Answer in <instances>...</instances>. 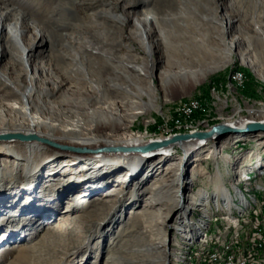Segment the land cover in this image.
I'll return each mask as SVG.
<instances>
[{
    "label": "rangeland",
    "instance_id": "obj_1",
    "mask_svg": "<svg viewBox=\"0 0 264 264\" xmlns=\"http://www.w3.org/2000/svg\"><path fill=\"white\" fill-rule=\"evenodd\" d=\"M3 1L5 4L11 3V0ZM257 1L260 2L97 0L92 9L88 8L87 2L80 1L77 5L80 14H72L74 20L71 17V24L91 26L83 34L92 49L89 53L99 51L104 54L103 57L95 53L93 57L85 54L86 57L82 56L81 59L87 76L94 81V87L101 85L102 92L106 81H101L109 78L116 81L119 76L115 72L121 69V61L128 65L127 75L134 78L132 84L137 82L138 88L135 84L127 83L126 123L133 125L134 134L148 133V137L140 138L144 143L169 135H189L193 130L207 133L218 125L235 126L246 119L264 122V5H257ZM110 7L115 15H124L130 20L117 24L95 15H101ZM151 15L156 18L149 28L155 42L153 56H149L145 43L142 44L143 30L133 24V19ZM27 19V23H31V18ZM229 26L230 29H225ZM61 33L72 32L67 30ZM201 44L208 51L205 54L197 53ZM232 45H235V49L228 55ZM53 54H56L55 50L48 48L41 56L39 61L45 63V68L38 72L37 77H53L62 85L63 88L52 101L66 96L64 106L81 108L80 105L85 102L80 96L91 95L88 83L82 82L80 77H68L67 70L72 63L58 58L51 61ZM94 57L100 59L95 58V63H92ZM3 63H6L4 67L9 77L25 86L27 76L22 70L23 66L10 69L13 64L10 56L4 58ZM131 67L142 69L145 76L135 79L136 73ZM161 67L165 68L168 76L179 75V72H186V75L158 77ZM199 70L207 71V76L203 79L194 77ZM94 94L96 96L95 91ZM103 94L111 99L112 116L118 118L119 114L112 111L118 110V102L123 97L115 88H108ZM92 97L89 105L94 102ZM139 111H144V115L135 119L134 114ZM146 122H150L148 127ZM94 131L97 138H104L108 134L114 138L122 137L117 126L112 129L96 128ZM55 136L61 137L60 132H56ZM126 138L122 139L128 141ZM236 138L241 140L236 141ZM206 144L201 148L196 147L195 143L184 149L176 146L174 155L159 168L151 167L154 159L149 158L144 165H140L142 169L138 179L131 181L129 175L126 176L127 170L117 176V171L112 178L94 186L75 187L64 196L61 192L55 199L45 196V193L55 187L56 180L61 177L55 181H50L51 178L40 186L32 184V190H29L31 203L20 198L18 190L19 196L14 194L8 198L0 190V264H26L18 254L11 252V248L21 246V243L25 247L36 244L34 252L23 249L22 256L26 257L24 260L29 258V264H164L166 261L167 264H185L186 257L195 261L194 254L200 253L194 252V249H200L198 243L194 244L196 238L190 242L183 241L182 234L175 228L184 221L175 198L155 205L163 187V169L172 164L177 170L184 163L182 195H190L194 199L199 193H214L216 197L209 200L213 206L206 210L208 216L204 222L208 227L203 226L208 232L205 240L208 241L209 252L222 251L224 244L235 247V238L240 237L242 245L235 248L236 255L244 256L245 261L252 264H264V132L238 137L230 135ZM4 159L10 158L6 154L0 155V162L5 163ZM64 160L68 159H57L53 167L44 165L40 174L47 175L50 170L60 171V162ZM196 160L200 167L194 169ZM72 168H69V172ZM9 169L8 165L4 172H14ZM153 182L156 184L152 185ZM150 186L155 190L149 189ZM112 190H117L116 195L106 197ZM85 191H88L87 197L74 201ZM121 192L126 194L125 198ZM221 192L233 199L231 204L221 199ZM149 197L152 198L147 199ZM107 198L110 203L93 202ZM121 199L123 201L120 203ZM147 200L152 206L147 207L144 213ZM186 201L196 203V200L187 198ZM188 207L193 214H188V218L197 227L202 226L198 222L202 213L199 215L200 211L197 210L201 207L197 204ZM66 208H71V211L65 212ZM132 212L143 214L131 217ZM186 218L185 222L188 221ZM225 218L227 220L220 224V219ZM24 221V227L17 228ZM50 225L60 227L61 231L48 234L46 229ZM68 227L72 229L65 230ZM75 233L76 236L73 235ZM254 243L255 247L252 248ZM250 252L254 255L252 259L250 255L247 259Z\"/></svg>",
    "mask_w": 264,
    "mask_h": 264
},
{
    "label": "bare ground",
    "instance_id": "obj_2",
    "mask_svg": "<svg viewBox=\"0 0 264 264\" xmlns=\"http://www.w3.org/2000/svg\"><path fill=\"white\" fill-rule=\"evenodd\" d=\"M80 1L87 2L89 9H92L94 5L97 4V0H11L9 4H5L3 0H0V155L6 154L10 158L4 159L3 161H5V163L0 162V190L4 192L6 198H8L9 195L12 196L15 194V196L20 195V198L26 199L31 203L32 198L30 197L31 192L29 190L32 189L30 186L32 184L40 186L44 181L50 180L51 178L50 181H55L57 177L61 178L56 180L58 182L55 187H51L49 192L45 193V196L47 195L50 199H55L57 196H60L61 192H63L62 196H64L70 193L75 187L94 186L105 179L112 178V175L117 173V171H119L117 174V176H119L124 174V170H127L126 176L129 175L132 181V179H138V173L142 169L140 165H144L149 158L154 159L153 163H151V167L159 168L162 163L174 155L176 146L184 149L191 143H195L196 147L201 148L207 145V142L222 139L217 138L210 141L192 139L190 141L178 142L155 148H148V146L154 143L170 141L175 136L169 135L160 137L157 140L153 139L144 143L141 142L140 138L144 139L148 137V133L138 132L134 134L132 131L133 125L131 126L128 125V122L126 123V116H128V110L126 108L127 100L125 101L126 95L128 94L127 83L132 84L134 78L127 75L126 70L128 65L125 61H121L119 65L121 69H117L115 72L116 75L119 76L116 78V81H114L113 78L101 81V83L106 81L102 88V92L100 91L102 86L100 85L98 88L94 87V81L89 79L85 72V66L81 61L82 56L86 57V54L88 57H93L95 53V55L99 54L103 57L104 54L99 51L91 54L89 53L92 49L88 46V42L83 34L88 32L91 26L81 23H79V26L71 24L73 18L72 14H80L77 9V5ZM258 3L264 5V0H260V2L257 1V5ZM2 5L5 6L2 7ZM112 10L113 9L110 7L107 11L102 12L101 15H95L97 17H105L107 20H111L117 24H123L130 20L127 16L115 15ZM28 17L31 18V23H27ZM154 20H156V18L152 15L146 16L143 19H133L134 26L137 29L141 28L143 30L144 39L141 41L142 44L145 43V49L149 56H153V48H155V42L152 41L151 38L152 31L149 29ZM230 28V26L228 28L225 27V29ZM67 30H71L72 33H61ZM48 48H52L56 52V54L50 56L52 59L51 61L58 58L72 63L67 70L68 77H80L82 82L86 81L88 83V92L91 93V95H87L86 97L80 96L82 101L85 102L83 105H80L82 106L81 108H67V106H64L66 96L62 97L63 100L59 99L58 101H52V98L63 88L62 85L53 77H44L42 79L37 77L38 72L45 68V63L39 61V59L48 51ZM72 48L75 52H73ZM234 49L235 45L230 46L228 55ZM206 52L208 51L204 49L202 44L198 46L197 53L205 54ZM7 56L13 59V64L10 69L13 68L12 70H14L18 65L23 66L22 70L26 72L27 76L25 86L9 77L8 70L4 67L6 63H3V59ZM95 58L100 59L99 57H94L92 63H95ZM103 61H105L104 58ZM131 68L135 70V79L142 78L138 76H145L142 69L135 67ZM161 69L158 77H180L186 75V72H179V75L171 74V76H168L165 68L161 67ZM90 70L91 69H89V72H91ZM91 74L93 75L94 73ZM207 74V71L199 70L194 77H201L203 79ZM134 84L138 88L137 82H133L132 85ZM108 88L109 90L115 88L119 91V96L123 97V99H120L118 102V110H116V112L115 110L112 111L115 114H119L118 118L112 116L111 99L103 94ZM94 91L96 92V96H94ZM92 94L94 97H92ZM90 97L94 98L92 105H89ZM149 108L150 110L152 109L151 106ZM143 115L144 111H139L134 114L135 119L136 116L139 118ZM246 121L264 123L246 119L237 125L234 124L235 126L231 124L230 127H241ZM149 124L150 122H146V127H148ZM114 126L119 128L122 137L117 136L114 138L112 134H108L104 138H97L96 134H94V129L96 128L112 129ZM56 132H60L61 137L55 136ZM198 132L199 131L193 130L189 135H196ZM125 136L128 138V141L122 139L123 137L125 138ZM132 140L134 141L133 143ZM240 140L241 139H237L236 141ZM59 158L68 159L60 162L62 165L60 171L50 170L47 175L40 174L44 165L53 167L56 164L55 161ZM85 160L86 162H84ZM197 162L196 160L194 169L200 167ZM8 165L10 166L9 170L14 171L11 174H9L8 171L4 172ZM109 166L112 168L109 169ZM185 166L184 163L176 170L172 164H169L166 169H163L165 178L163 180V187L158 193L159 195L155 205L165 204L170 202L172 197L175 198V202H177L179 207V212L181 210L184 215V221H181L180 226L175 228L182 234L183 241L190 242L196 238L194 244L198 243L200 249H194V252L203 251L208 246V241L205 240L208 237L207 228H203V226L208 227L204 222L205 217L208 216L206 210L213 206L209 200L216 197L214 193L212 195L199 193L194 199L190 195H185L184 197L182 195V185L184 181L182 182L181 176H184L185 172L183 169L186 168ZM70 167L74 168L69 172ZM75 169L78 170L74 171ZM61 171L63 174H60ZM74 173H76V175ZM154 184H156V182H153L152 185ZM137 185H139V183ZM152 187L153 186H150L149 189L155 190V188ZM20 188L24 189L19 191ZM128 188L130 189V187ZM132 189H135V187H132ZM17 190L19 195H17ZM88 191H85L86 193L83 196L76 198L74 201H79L80 198L87 197ZM112 191V193L107 194L106 197L116 195L117 190ZM119 191L120 189L118 192ZM121 193L124 194L123 192ZM221 193V199L226 202V204H231V200L233 201V199H229L225 192ZM125 196L126 194H124L123 198H125ZM151 198L152 197H149L147 199ZM186 198L189 200H196V203L188 202ZM122 201L121 199L119 202L121 203ZM149 201L147 200L145 203L144 213H146L147 207L152 206V203H149ZM93 202L98 204L110 203L108 198L95 199ZM218 203L219 201H217V205ZM196 204L198 207H201L197 208V210L200 211L199 215L202 213V215H200L201 219L198 221L202 226L199 227L188 218V214H192V209L188 206ZM226 204L225 208H227ZM69 211H71V208L65 209V212ZM131 214L132 217L136 215L140 216L143 213L132 212ZM185 218L188 221L185 222ZM226 220L227 218L220 219L219 222L221 224L222 221ZM25 222L26 221L17 228H23ZM71 223L73 224L72 220ZM59 228L50 225L47 227L46 231L49 232L48 234H50V232H60L61 230H59ZM71 229L72 227H68L65 230ZM61 233H63V231ZM73 235L76 236V233ZM199 235L201 236L199 237ZM236 240L239 243L242 242L240 237L236 238ZM21 244V246L11 248V252L18 254L17 256L20 260L29 264V258L24 260L26 257L22 256L23 249L34 252L36 250V244H29L28 246L26 245V247L23 243ZM228 245L229 244L222 245V255H229V249L234 248ZM162 246L165 245L163 244ZM216 252L217 250L209 253ZM194 255L196 256L195 261H192V258L186 257L184 258L185 264L198 263L200 253ZM235 257L239 258H235V264L247 262L244 256H237L235 253ZM164 264H167V261Z\"/></svg>",
    "mask_w": 264,
    "mask_h": 264
},
{
    "label": "water",
    "instance_id": "obj_3",
    "mask_svg": "<svg viewBox=\"0 0 264 264\" xmlns=\"http://www.w3.org/2000/svg\"><path fill=\"white\" fill-rule=\"evenodd\" d=\"M259 132H264V123H252L250 121H246L245 124H243L241 127L218 125L214 127L209 133H198L196 135H179L167 142L151 144L148 146V148L166 146L178 142L190 141L192 139H197L199 141H210L230 135L239 136L241 134L259 133Z\"/></svg>",
    "mask_w": 264,
    "mask_h": 264
},
{
    "label": "built area",
    "instance_id": "obj_4",
    "mask_svg": "<svg viewBox=\"0 0 264 264\" xmlns=\"http://www.w3.org/2000/svg\"><path fill=\"white\" fill-rule=\"evenodd\" d=\"M254 233L256 234V232H254ZM236 238H238V237H236ZM240 245H242V244L237 242V240H236V242H234L235 247L232 249H229V255H222V251H219L217 253H209V249L207 247L203 251H200V259H199V262L197 264H235V258H238V257H235V248H241ZM254 247H255V243L252 246V248H254ZM249 255L251 256V259H252L254 253H253V255L251 252H250V254H247V259H248ZM255 256H256V254H255ZM242 264H252V263H249V261L247 260V262H242Z\"/></svg>",
    "mask_w": 264,
    "mask_h": 264
}]
</instances>
